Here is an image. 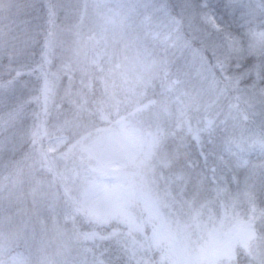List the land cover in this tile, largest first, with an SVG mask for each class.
<instances>
[{"label": "trees", "instance_id": "16d2710c", "mask_svg": "<svg viewBox=\"0 0 264 264\" xmlns=\"http://www.w3.org/2000/svg\"><path fill=\"white\" fill-rule=\"evenodd\" d=\"M89 1L0 0V136L3 142L5 136L24 128L27 120H34L25 142L19 148H6L10 156L0 173V231L5 233L9 253L23 251L30 264H162L161 255L165 251H150L146 237L134 233L126 218L116 214L95 219L79 209L55 169L60 157L46 148L44 111L58 86L63 98L60 83L77 76L76 42L84 29ZM160 1V8L154 6L157 3L154 0L141 1L145 5L148 34L169 44V51L161 57V74L164 80L173 82L196 100L200 122L210 132L203 143L206 153L218 158L226 147L239 143L264 150V109L258 100L248 99V81L243 74L224 68L219 62L225 47L198 24L197 0ZM235 8L231 0H226L219 10L232 18L231 26L238 31L245 28L246 21L242 13L235 14ZM244 66L245 70L260 68L264 76V45L252 51ZM19 85L31 89L29 99L10 97ZM75 158L86 161L80 153ZM203 166L195 142L187 138L166 145L142 169L143 175L155 174L154 181H149L152 194L172 206L167 207L172 208L170 220L177 219L188 205L187 190L203 180ZM256 166L245 171L247 185L231 177L240 191L230 195L224 224L215 226L219 241L224 243L235 238L238 230H247L230 264H264V156ZM43 181L52 185L56 199L54 213L41 217L39 208L42 207L38 206L35 195L43 188ZM198 194L200 204L213 206L211 190L206 196ZM191 199L193 196L189 201L196 206ZM19 202L23 213L19 222H14ZM204 217L197 218L205 226ZM154 226L153 223L150 228ZM30 230L35 233L31 239ZM197 244L198 238L192 245Z\"/></svg>", "mask_w": 264, "mask_h": 264}, {"label": "rangeland", "instance_id": "374dc122", "mask_svg": "<svg viewBox=\"0 0 264 264\" xmlns=\"http://www.w3.org/2000/svg\"><path fill=\"white\" fill-rule=\"evenodd\" d=\"M141 1L87 3L84 29L76 42L79 77L61 82L63 98L58 86L45 108L46 148L60 157L55 169L77 207L95 219L116 214L126 218L134 233L146 237L150 251H165L161 255L162 264H230L247 230H238L235 238L224 243L219 241L215 226L224 224L230 195L240 191L231 177L245 184L248 179L245 171L257 167L264 150L239 143L226 147L218 158L206 153L203 142L209 133L198 117L196 100L174 83L164 81L161 57L169 51V44L165 39L149 36L145 5ZM154 1L157 2L154 6L160 8L161 1ZM197 1L196 17L202 23L201 28L225 47L218 60L224 68L243 74L248 81V99L258 100L264 109L262 71L245 70L244 66L245 58L260 43L264 44V0H231L236 6L235 14H241L242 1L250 11L248 14L243 8L251 27L245 25L238 31L231 27L232 18L222 13L221 16L218 11L226 0ZM11 92L10 97L15 95L20 100L32 96L31 89L24 85ZM33 122L32 118L30 122L27 120L24 128L5 136L4 142L0 136V173L10 156L6 148H19L30 134ZM187 138L196 143L204 176L187 190L188 205L177 219L170 220L172 208L167 207L172 206L152 194L149 181H154L155 174L143 175L142 169L166 145ZM77 153L86 161L79 162L75 158ZM52 188L45 183L35 195L38 206L42 207L41 217L54 213L56 191ZM209 190L213 197L211 207L200 204L196 196L200 195L198 192L206 196ZM191 196L196 206L191 205ZM7 204L10 205V200ZM21 213L23 206L19 202L14 222H19ZM202 215L205 226L198 222L197 217ZM151 221L155 225L152 228ZM29 234L31 239L35 233L30 230ZM4 235L1 230L0 264H30L23 251L9 253ZM197 238L199 244L193 246Z\"/></svg>", "mask_w": 264, "mask_h": 264}]
</instances>
